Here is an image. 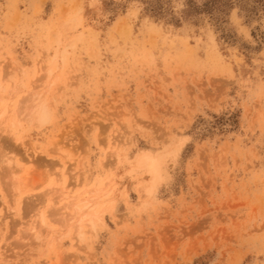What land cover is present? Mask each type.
Returning <instances> with one entry per match:
<instances>
[{"label":"rangeland","instance_id":"obj_1","mask_svg":"<svg viewBox=\"0 0 264 264\" xmlns=\"http://www.w3.org/2000/svg\"><path fill=\"white\" fill-rule=\"evenodd\" d=\"M0 111V264H264V0H0Z\"/></svg>","mask_w":264,"mask_h":264},{"label":"bare ground","instance_id":"obj_2","mask_svg":"<svg viewBox=\"0 0 264 264\" xmlns=\"http://www.w3.org/2000/svg\"><path fill=\"white\" fill-rule=\"evenodd\" d=\"M33 101H31V103H32ZM25 109H28V110H31V112H29L30 113V115H32L33 117H34V120L36 119H38V120H40L41 121V123L43 122V121H45L46 119H47V117H48V115H47V109H49V107H46L45 106V104L43 103V102H39V103H37V104H35V105H31V107H30V104L27 102L26 103V106H25ZM3 110H5V109H3ZM7 111V110H6ZM5 111V112H6ZM1 113H0V125H2V122H4V118H5V115H6V113L3 111H0ZM24 112H25V110H24ZM29 115V117H31ZM6 120H7V118H6ZM39 121V122H40ZM44 123V122H43ZM146 156V157H145ZM144 157H145V159H146V165L151 169L153 166H154V158L153 157H151V156H149V155H144ZM145 161V160H144ZM143 161V162H144ZM158 161V160H157ZM159 165V164H158ZM148 169V168H147ZM157 170V169H156ZM152 171H153V169H152ZM152 176H154L153 174H152ZM150 185V184H149ZM148 186H146V188H147ZM151 187V186H150ZM144 190H146V189H144ZM147 190H148V188H147ZM146 190V191H147ZM93 197V196H92ZM91 197V198H92ZM74 200V199H73ZM69 202V201H68ZM67 202V203H68ZM70 204H71V202H70ZM73 204V203H72ZM78 205H80V204H78ZM83 206V205H82ZM64 207V206H63ZM77 208V207H76ZM82 218V217H81Z\"/></svg>","mask_w":264,"mask_h":264}]
</instances>
